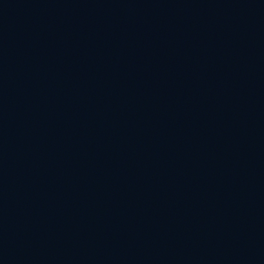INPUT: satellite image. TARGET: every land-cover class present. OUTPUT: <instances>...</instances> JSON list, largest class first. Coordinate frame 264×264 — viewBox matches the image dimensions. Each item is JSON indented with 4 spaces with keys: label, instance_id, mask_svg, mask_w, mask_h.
<instances>
[{
    "label": "water",
    "instance_id": "95a60500",
    "mask_svg": "<svg viewBox=\"0 0 264 264\" xmlns=\"http://www.w3.org/2000/svg\"><path fill=\"white\" fill-rule=\"evenodd\" d=\"M0 264H264V0H0Z\"/></svg>",
    "mask_w": 264,
    "mask_h": 264
}]
</instances>
